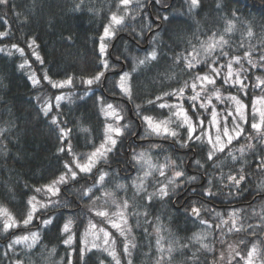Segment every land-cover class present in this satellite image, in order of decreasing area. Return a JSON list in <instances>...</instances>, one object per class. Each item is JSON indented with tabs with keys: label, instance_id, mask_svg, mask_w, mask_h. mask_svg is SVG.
I'll return each mask as SVG.
<instances>
[{
	"label": "trees",
	"instance_id": "trees-1",
	"mask_svg": "<svg viewBox=\"0 0 264 264\" xmlns=\"http://www.w3.org/2000/svg\"><path fill=\"white\" fill-rule=\"evenodd\" d=\"M218 3L221 5L220 8H217ZM117 4L118 0H10L8 6H0V16L8 21L6 25L0 26V31L7 30L11 34L0 40V47H6L5 51L0 52V129L4 130L0 134V208H6L18 223L17 227L4 231L5 222L12 221L0 213V264H14L17 259L22 261V264H68L69 260L72 264H81L79 252L84 246L81 240L88 229L89 220L97 224V231L100 227L109 230L112 233L109 244L111 239H115L116 243L112 247L105 245L103 233H99L100 239L97 240L99 247L88 253V264H100L101 260L104 264H115L104 251V248L111 251L113 247L121 257L122 264H127L123 257L125 238L112 229L103 218L89 211L90 207L96 209L102 206L111 213L115 212L116 208L110 201L104 204V200L108 198L103 196L95 204L87 198L80 199L83 189L92 185L91 176L81 173L75 182L70 181L66 186L61 185L59 196L34 191L65 171L64 163L73 159L67 152V144L63 145L65 152L58 151L62 145L57 139L58 129L50 123L52 116H58L61 126L72 130L70 139L74 153L86 154L93 150L94 144L98 146L103 140L105 125L117 123L115 118L108 120V117L104 116L110 111L106 105L113 104L124 117L120 123H130L132 133L135 135L125 133L115 137L118 140L117 146L109 154L107 162L100 163L98 168L109 173L105 189L115 191L118 199L125 195L131 198L134 193L131 182L140 174L131 161L133 150L147 151L152 157V163L157 165L166 163L165 156L175 159L177 164L183 160L184 163L180 164V167L187 175L197 174L192 164L193 159L206 157L207 137L205 146L196 147L194 151L180 149L178 146L173 150L171 139L165 140L156 135L141 138L147 126L136 114L135 105H143V115L163 118L159 114L163 113L166 116L168 109L147 105L145 101L155 99L162 92L177 88L184 80L189 79L188 75H181L183 64L174 63L175 55L191 51V45L199 47L201 40H207L213 31L222 32L226 21L231 19L235 23V30L230 34L233 46L238 45L241 40L244 42V49L235 54L242 56L243 51L251 44L257 47L254 56L257 59L259 57L260 42L264 40V0H201L200 7L193 11H189L187 0H161L159 4L155 0H131L126 12L123 6L118 9ZM77 5H81L80 9L74 10ZM112 12L125 17L124 25L122 30L105 41L107 49L101 56L100 36ZM233 12L236 13L235 17L232 15ZM249 27L254 33L251 38L246 36ZM131 29H135V34ZM28 37L36 40L34 47L43 60L42 64L32 55V50L27 48ZM12 43L25 48L24 57L11 48ZM153 49L158 53L157 60L140 65L138 61ZM9 51L11 55L8 54ZM25 58L31 67L25 65L21 69L19 65ZM103 60H107L109 64L107 69L103 66ZM133 67L136 68L135 72L132 71ZM245 67H248L246 63ZM204 70L205 67L201 65L200 71ZM98 71L104 72L99 83L92 85L91 88L81 83V78L94 76ZM33 72L40 80L35 86L29 79ZM125 72L130 73L134 97L131 102L120 93L117 86L120 75ZM45 73L53 82L65 80L69 76L74 77V82L62 89L53 88L51 83L43 79ZM248 75L249 79L245 83L251 85L256 83V76H264V72L250 70ZM168 76L175 78L168 79ZM221 84L222 81H219L218 86ZM222 91L227 95L228 91L235 93L236 89ZM248 92V96L243 99L248 105L247 113L251 117L252 97L260 96L261 91L249 88ZM187 94L191 95L190 88ZM57 95L68 97L59 102L61 105L59 109L55 107ZM165 100L168 103L176 102L174 98L166 97ZM45 102L53 106L52 113L47 117L41 111ZM160 102L163 101L157 103ZM213 103H216L214 99ZM257 107L264 106L258 103ZM217 108L218 111L222 110L225 105H217ZM208 117L210 118V109ZM256 118L259 121L258 114ZM205 127L209 128L212 134L215 133V129L210 128L207 121ZM245 127L247 129L245 135L248 133L255 135L251 129V121ZM82 128L87 131H81ZM248 143L255 145V150L248 149L246 147ZM152 144L160 147L153 149ZM242 145L245 146L243 160L234 163L225 153L220 154V160L223 161L221 168L213 170L208 167L209 173L213 174L216 181L212 188L213 192L218 193L216 196L204 197L201 194L202 188L207 186L208 179L201 169L197 182L182 187L178 196L173 195L164 200L156 198L152 201L147 209L149 224L144 223L143 216H129L132 232L128 239L134 237L133 242L137 245L132 250L134 264H155L159 257L155 243L157 233L153 227L157 223V216L160 218L158 223L162 226L160 235L164 237L162 241L164 247H168L169 241L175 242L176 250L172 254L170 264H192L187 258L193 252L197 253L198 264H211L214 259L218 264H228L231 251L229 245L242 255H246L253 243L261 250L256 258L261 264L264 260V220L261 219L264 217L262 189L264 170L257 168L259 161L256 157L258 153L264 155V147L257 140L248 141L241 137L239 143L234 141L231 146L235 156L241 157L238 149ZM76 158L79 159V156ZM244 160L251 162L250 168L247 164L244 165L245 171L249 173L247 183L243 185L246 191H243V195L229 196V188L223 187L222 190L220 188L218 179L220 173H224V183L227 184V175L230 172H238ZM72 167L79 171L74 165ZM171 175L170 166L166 169V176ZM155 180L165 181V177H161L154 169L151 178L147 180L148 192H153L159 187ZM116 183L125 184L127 192L115 189ZM93 192L96 196L101 195L96 189H93ZM33 195L40 203L48 204V207L39 208L37 204L39 210L34 214L33 221L24 226L22 220L30 210L27 201ZM49 198L58 203L55 205L49 203ZM137 200L140 198L137 197ZM193 201L214 210L211 213L208 211L202 213L203 218L213 225L212 228L200 224L199 220L189 215ZM236 209L240 210L237 226H243L244 230L229 232V228L232 227L229 213ZM137 210L144 211L143 208ZM128 211L131 212L133 209L129 208ZM217 212L221 214L220 217L215 216ZM48 218L53 222L45 226L43 220ZM221 218L229 222L223 225L222 229L216 228L215 225L220 223ZM69 219L72 220L69 234L73 236V240L70 245H65L63 241L67 234H63L61 229ZM248 225H252L253 228H249ZM145 228L150 235L146 236ZM32 232H37L39 238L29 249L27 244L31 242ZM203 232L209 233L203 242L210 245L212 252L202 249L200 243L192 238L194 234ZM23 236H28L29 240L13 245L9 249L10 241ZM220 240L224 243H219ZM241 240H244L245 244H240ZM183 245L188 247L183 248ZM222 252L224 258L220 260ZM231 255L235 256V252H231ZM236 260H239V257H236ZM165 264H169L167 256Z\"/></svg>",
	"mask_w": 264,
	"mask_h": 264
},
{
	"label": "snow or ice",
	"instance_id": "snow-or-ice-1",
	"mask_svg": "<svg viewBox=\"0 0 264 264\" xmlns=\"http://www.w3.org/2000/svg\"><path fill=\"white\" fill-rule=\"evenodd\" d=\"M131 0H118L117 8L119 9L121 6L124 7V11H127V6L130 4ZM157 4L161 2V0H155ZM189 4V11H193L200 7L201 0H187ZM10 4V0H0V6H8ZM81 5H77L76 9L79 10ZM221 5L218 3L217 8H220ZM233 17L236 16V13H232ZM167 19V17H165ZM125 17L123 15H118L116 12H112L109 16V22L104 25L103 33L100 36V53L101 56L104 55L106 50V44L104 43L106 38L112 37L119 30L123 29ZM8 21L5 17L0 16V26L6 25ZM235 30V23L233 20L229 19L226 21V26L222 32L213 31L211 35L208 36L207 40H201L199 42V47L196 45H191V51H187L186 53H178L174 57V63L176 65L183 64V68L181 69V75H188L189 79L183 81L182 85L177 88H172L170 91H164L161 95H157L155 99H148L145 101L147 105H153L160 109H168V113L165 116L163 113H160V117H155L153 115H143V105L136 104L135 111L138 116L142 119L144 124L147 126L145 133L141 137L147 138L149 135H156L162 137L165 140L171 139L173 141V150L178 146L180 149L191 150L194 151L196 147L203 148L205 146V137H207L206 145L207 152L206 157L201 159H193L192 164L195 166L197 174L187 175L185 170L180 167V164H183L184 161L181 160L180 164H177L175 159H172L170 156H165L164 159L166 163L163 164H154L152 163V157L149 155L147 151L136 152L133 150L131 161L134 162V167H137L138 172L142 171V175H137L132 182L131 187L134 189L133 196L131 198L120 197L119 199L116 196L115 191H109L105 189L104 185L106 183V177L109 176L107 171H104L98 168V165L102 162H107L109 158V154L113 152L115 147L118 144V140L115 137H120L125 133H132V125L130 123L120 122L124 120L123 115L114 108L113 104L108 103L106 108L109 109V112H106V116L114 117L116 120V124H106L104 138L100 142V144L93 145V150L86 154H76L73 151V146L71 143L70 135L72 130L61 126L58 116H52L50 123L58 129L57 139L61 142V147L58 149L59 152H65L64 144H67V152L69 155L73 156V159L69 162L66 161L63 165L65 171L60 172L59 175L55 176L50 183L44 184L42 187H37L34 189L36 193H44L45 195L50 196H59L61 193V185H67L70 181L75 182L79 174L84 173L88 174L92 177V185L89 187H85L80 194V199L87 198L95 204L97 201L101 199V196L106 197L108 199L104 200V204H108L109 201L112 206L116 208L115 212H109L107 208H89V211H92L93 214L97 217L103 218V220L110 225L112 229H115L120 236L125 238V243L123 247V257L127 260V264H134L132 256L133 249L137 247V245L133 242L134 237L129 240L128 237L132 232V227L129 224V216L145 217L144 223L149 224L147 216V209L151 206V203L154 199L159 198L164 200L165 198H171L173 195H179L180 189L187 185H191L197 182L198 174L201 169L204 170V174L207 175V186L202 188V195L204 197H214L218 193L213 192L212 188L216 184V181L213 179V174L209 173L208 167L210 166L213 170L221 168L223 161L220 160V154H225L227 157H230L231 160L235 163L240 160H243V154L245 152V146H241L238 151L241 153V157H237L233 154L232 145L233 142L239 143L240 138L244 137V139L251 141L257 140L261 143V146L264 147V107L258 108V103L264 106V76H256V83L249 85L245 83L246 80L249 79V71L250 70H259L264 72V40L260 42V54L258 59L254 56V53L257 51V47L255 45H249L248 49L243 51V55L235 54L240 49H244V42H241L233 46V42L231 41L230 34ZM131 32L135 34V29H131ZM11 34L7 30L0 31V40H3L6 37H9ZM254 33L251 27L248 28L246 32V36L248 38L253 37ZM155 40V37H153ZM191 43V42H190ZM36 45V40L32 37L27 38V48L32 50V55L35 57L37 61L43 63L38 51L34 47ZM11 48L15 49L20 53L21 57L25 56V48L21 47L17 43H12ZM6 50V47H0V52ZM11 55V51L8 53ZM158 53L155 49L150 51L143 59H140L138 63L140 65H144L150 61L157 60ZM119 59V57H118ZM105 69L109 67L107 60L102 61ZM245 63L248 67H245ZM25 65L29 64L27 58L23 60V63L19 65L21 69L25 67ZM203 65L205 67L204 71H200V66ZM237 65L238 67H234ZM226 69V71H224ZM133 72L136 71V68L133 67ZM104 76L103 71H98L94 76L89 78H81V83L89 86L91 88L92 85L97 84L101 81V78ZM168 79H174V76H168ZM29 79L32 81L33 85H38L40 80L37 79L36 73L33 72ZM44 80H47L51 83L53 88H63L67 85H71L74 82V77L69 76L67 79L53 82L47 73L43 76ZM222 81V84L218 86V82ZM117 86L120 89V93L123 96L127 97L129 102H131L133 97V91L130 84V73L125 72L120 75ZM191 89V95L187 94V90ZM235 88L236 92L233 93L228 91L227 95H224L223 90H228ZM249 88L252 90L260 89V96H253L251 103V117H249L247 113L248 105L244 103L243 97L248 96ZM87 95V91L85 92ZM174 98L175 103H168L165 98ZM39 99V98H38ZM57 104L55 105L56 109L61 107L60 101L68 99V97L63 95H57L55 97ZM213 99L216 103H213ZM158 101H163L157 103ZM187 105V106H186ZM217 105H225V108L218 111ZM210 109V118L208 117ZM203 110V111H201ZM41 111L47 117L53 111V106L45 102L42 106ZM257 114L259 115V121H257ZM207 121V125L210 128L215 129V133L212 134L209 131V128L205 127V122ZM251 121V129L255 133H248L245 125H247ZM183 130V131H182ZM3 129H0V134L3 133ZM81 131H87V129L82 128ZM186 133V134H185ZM199 133V134H197ZM160 146L156 144H152L151 148L158 149ZM248 149L255 150V145L252 143H248L246 146ZM79 156V159L76 157ZM259 161L257 164V168L259 170H264V155L257 154L256 157ZM247 164L248 167H251V162L244 160V163L241 164L240 169L236 173L230 172L226 179L228 181L227 184L224 183V173L221 172L219 176V185L222 190L223 187L229 188V196L232 195H243V185L247 183L248 175L245 171L244 165ZM72 165L75 166V169H78L77 172L74 170ZM145 165L147 166L145 168ZM172 167V175L166 176V169ZM155 169L159 172L161 177H165V181L155 180V183L159 185V187L155 188V191L148 192V183L147 180L150 176H152V170ZM95 170V171H94ZM97 173H99L97 175ZM155 179V178H154ZM115 189L123 190L125 193L127 192V187L125 184L116 183ZM93 189L100 192V196H96L93 192ZM264 189V186H262ZM195 191V189H193ZM137 197L140 200H137ZM143 201V203H141ZM35 202V203H34ZM30 206V210L27 211L26 217L22 220L24 226L29 225L34 218V214L39 210L37 208V204H39V208H47L48 204H43L37 201L35 195L29 197L27 201ZM49 203L55 205L58 203L57 201H52L49 198ZM129 208H132L133 211L129 212ZM143 208L144 211H138L137 209ZM208 211L213 212L214 210L207 209L204 205L198 204V202L193 201L192 206L189 210V215L199 220V223L202 225H208L209 228H212L213 225L209 223V221L203 218L202 213ZM239 209L233 210L229 213V220H231L232 227L229 228V232L243 231V226H237V220L239 219L238 213ZM0 213L8 216L9 220L12 223H8L7 221L4 224V231H7L11 227H17L18 223L15 218L11 216L6 208H0ZM220 213H215V216L220 217ZM116 217V219H113ZM159 216L156 217L157 223L153 225L155 232L157 233L156 238V250L159 253V257L155 260V264H165V256H167L169 264L172 259V254L176 250L174 248L173 241H169L168 247L165 248L162 241L164 237L160 235L162 230V226L158 223ZM264 220V217L261 218ZM53 220L51 218L44 219L43 224L47 226L52 223ZM139 223V220L137 221ZM229 221L221 218L220 223L215 225L216 228H221L222 226L227 224ZM72 225V220L69 219L66 223H64L61 232L63 234H67V238L64 239L63 243L65 245H70L73 240V236L70 233ZM249 228H253L252 225H248ZM97 229V224L92 220L88 222V229L84 232L81 243L84 245L80 248L79 256L81 264H88V253L92 251V249L98 248L99 245L95 243V240H99V233H103V242L105 245H109L112 247L116 241L115 239H111V244H109V240L112 237V233L105 229L104 227H100L98 232H94L92 230ZM145 234L150 235L148 233L147 228H145ZM209 233H197L193 235V239L200 243V247L202 249L207 250L208 252H212L213 249L209 244L204 243V239L207 237ZM255 235V232L252 233ZM93 236L94 240L91 244V247H88V236ZM223 235V233H222ZM38 233H31V242L27 244V247L31 249L36 241L38 240ZM28 236L17 237L10 241L8 247L12 248L13 245L20 244L22 241H28ZM219 243L223 244L224 241L220 240ZM240 244H245L244 240L240 241ZM183 248H187L188 245H183ZM230 258L228 260V264H254L255 258L260 255V248L256 243H253L251 248L247 250L246 255H242L240 251H237L232 245H229ZM149 250H151V245H149ZM104 251L108 253V255L112 258L115 264H122L121 257L117 254L114 247L111 251L109 248H104ZM231 252H235V256L231 255ZM145 255H148L145 253ZM236 257H239V260H236ZM224 254L221 253L220 260H223ZM192 262V264H198L199 258L196 252H193L190 257L187 258ZM14 264H22V261L17 259ZM68 264H72V261L69 260ZM100 264H104V261L101 260ZM211 264H218V261L214 259ZM261 264H264V260L261 261Z\"/></svg>",
	"mask_w": 264,
	"mask_h": 264
},
{
	"label": "rangeland",
	"instance_id": "rangeland-1",
	"mask_svg": "<svg viewBox=\"0 0 264 264\" xmlns=\"http://www.w3.org/2000/svg\"><path fill=\"white\" fill-rule=\"evenodd\" d=\"M108 39H111V37H109V38H106L105 39V41H107ZM104 41V43L106 44V42ZM100 44H101V42H100ZM106 49H107V45H106ZM99 50H100V48H99ZM106 51V50H105ZM52 86V85H51ZM105 117H108V120H111V118H114V117H111V116H106V115H104ZM116 124V123H115ZM114 124V125H115ZM147 166L145 165V168H146ZM153 172H154V169L152 170V174H153ZM143 173H142V171H140V174L139 175H142ZM149 178H151V176L149 177ZM148 178V179H149ZM92 231H94V232H98L96 229H94V230H92ZM93 240H94V237L93 236H88L87 237V241H88V246L89 247H91V244H92V242H93ZM95 243H97V240H95ZM254 264H259L257 261H256V258H255V260H254Z\"/></svg>",
	"mask_w": 264,
	"mask_h": 264
}]
</instances>
